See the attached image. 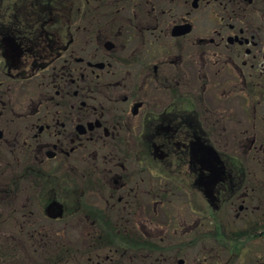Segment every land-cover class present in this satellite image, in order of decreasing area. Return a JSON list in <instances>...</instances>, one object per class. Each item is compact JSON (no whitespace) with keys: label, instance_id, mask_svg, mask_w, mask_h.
Instances as JSON below:
<instances>
[{"label":"flooded vegetation","instance_id":"1","mask_svg":"<svg viewBox=\"0 0 264 264\" xmlns=\"http://www.w3.org/2000/svg\"><path fill=\"white\" fill-rule=\"evenodd\" d=\"M255 3L0 0V264H264Z\"/></svg>","mask_w":264,"mask_h":264},{"label":"rangeland","instance_id":"2","mask_svg":"<svg viewBox=\"0 0 264 264\" xmlns=\"http://www.w3.org/2000/svg\"><path fill=\"white\" fill-rule=\"evenodd\" d=\"M255 4L258 5V7L260 8V10L257 12L254 9V5H248V7L251 10L252 16L257 20V22L261 23V20L259 21V19H263L262 16V12L264 13V0H255ZM222 7V5H217V4H203V6L201 7V9H203L204 12V25L206 26H211V25H216V23H218V20L221 19V15L218 12V8L220 9ZM262 11V12H261ZM210 13L211 16L209 21L208 18L206 17V14ZM212 13H214L212 15ZM205 27V26H204ZM231 102H227L225 103L227 106H230ZM232 105L236 104V103H231ZM259 109H258V114L260 115V112L262 110L261 109V105L259 104ZM235 108V107H234ZM264 111V107L262 108ZM234 112L233 115H239V113H236L235 110H232ZM251 114H252V122H253V132L256 133V135L261 138V140H263L264 138V123H262L259 120V117L257 119H255L254 117V111H253V106H252V110H251ZM231 119H229L230 121ZM210 125L207 124V128L209 130V132L212 134L213 140L217 143L218 147H220L221 149H224L228 152L231 153H240L243 154L245 153V150L247 148V145H245V147L240 143V138H239V132L241 131L242 133V129L239 126V123L235 120H231L230 121V127L227 131V135L225 139H221V137H219V131H222V129L218 128L217 124L213 121L210 120ZM226 134V132H225ZM228 136V137H227ZM228 142V143H227ZM251 158L253 159L252 165H251V172L252 174L254 173V176L251 179V185H255L256 189L252 194H258V196L254 198V206L255 205H259V211L262 209V212L264 213V172H259L258 169H260L261 167L258 165V162L261 161L262 158H264V152L261 150H251ZM9 160V158H8ZM264 167V166H263ZM8 178L5 177H0V183H4L5 181H7ZM7 205L4 202L0 203V213L4 211L5 207ZM262 206V208H261ZM252 215H254L255 217H259V214L256 213V208H254V213H251ZM251 215V216H252ZM2 216L0 215V220H1ZM0 257L1 260H4V256H5V252H4V245H5V232L7 231V229H9V226H6L5 224L1 223L0 221ZM184 241V240H182ZM99 240H94L93 243H96L97 245H99ZM187 242V241H184ZM193 252H201V249H194L192 250ZM192 252V253H193ZM191 253V252H190ZM189 252H187L188 255H190ZM194 254H192L191 256H189L190 258H194L193 257ZM245 260L242 259V261L239 264H244ZM233 264H237V262H233Z\"/></svg>","mask_w":264,"mask_h":264},{"label":"water","instance_id":"3","mask_svg":"<svg viewBox=\"0 0 264 264\" xmlns=\"http://www.w3.org/2000/svg\"><path fill=\"white\" fill-rule=\"evenodd\" d=\"M208 151H210V153H212V154H214V152H215L213 149H211V147L208 148Z\"/></svg>","mask_w":264,"mask_h":264}]
</instances>
